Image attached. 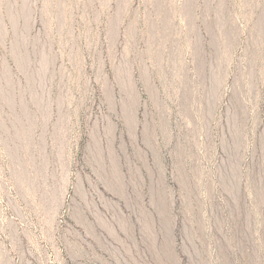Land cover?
Wrapping results in <instances>:
<instances>
[{"label":"rangeland","instance_id":"obj_1","mask_svg":"<svg viewBox=\"0 0 264 264\" xmlns=\"http://www.w3.org/2000/svg\"><path fill=\"white\" fill-rule=\"evenodd\" d=\"M0 264H264V0H0Z\"/></svg>","mask_w":264,"mask_h":264}]
</instances>
